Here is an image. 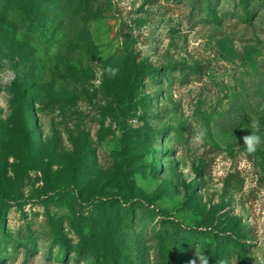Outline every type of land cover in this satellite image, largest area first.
I'll return each mask as SVG.
<instances>
[{"label": "rangeland", "instance_id": "1", "mask_svg": "<svg viewBox=\"0 0 264 264\" xmlns=\"http://www.w3.org/2000/svg\"><path fill=\"white\" fill-rule=\"evenodd\" d=\"M243 12L0 0V72L17 73L0 86V235L17 247L0 264H264V147L246 156L235 119L264 107V10Z\"/></svg>", "mask_w": 264, "mask_h": 264}, {"label": "clouds", "instance_id": "2", "mask_svg": "<svg viewBox=\"0 0 264 264\" xmlns=\"http://www.w3.org/2000/svg\"><path fill=\"white\" fill-rule=\"evenodd\" d=\"M5 68L0 72V86L9 88L17 79V73L10 65V61L5 58L3 61ZM110 78H114L119 73L118 67L108 66L104 70ZM7 103L6 93L0 92V106H4ZM250 129V134L244 135L242 139V144L244 148V154L246 156H254L255 153L264 147V134H262V129L264 125L261 124L259 119H251V123L248 125ZM206 135L205 132H199L196 134L194 139L197 142H201ZM190 264H210V257L205 255V253L195 254V257L190 261ZM217 264H225V261L219 260Z\"/></svg>", "mask_w": 264, "mask_h": 264}, {"label": "trees", "instance_id": "3", "mask_svg": "<svg viewBox=\"0 0 264 264\" xmlns=\"http://www.w3.org/2000/svg\"><path fill=\"white\" fill-rule=\"evenodd\" d=\"M238 2L245 8V12H243L242 14L237 13L236 17H238L239 20H244V22H247V23L249 21H251L253 15H255L257 10H259V9L264 10V1H260L259 3H257L255 5V7L253 8V10H249V0H238ZM208 16H209V19H211V21L218 22V21L222 20V19H220V20L217 19V17L213 16V14H211V13H209ZM153 75H154V72L149 70L148 71L147 80L149 78H152ZM244 107H245V109H247L246 106H244ZM235 119H237L239 124L251 122V119H259L261 124H262V123H264V107L262 109H260V110L259 109H253V108L250 107V110L247 113H245V114L239 112ZM159 135H161V131L160 132H154L151 136L156 138ZM128 202H129V200H128ZM125 206L126 207L130 206V204L127 203V204H125ZM130 208H131V206H130ZM133 211L134 210L131 208L130 209V214H131L132 217L134 215ZM0 227H1V225H0ZM199 235L202 238L211 239L212 243H214L216 245V248H218V246H219L218 241L219 240H218V238H215V237L212 236V232L210 230H200L199 231ZM0 242H1L2 246H4V244L6 245V247L4 246V248H0V254H5V249L11 248V247L14 246L13 245L14 242L11 239L7 238L5 235H0ZM209 243L210 242L206 243V247L209 246ZM26 247L27 248H31L32 247V243H31L30 239L27 240ZM60 249H61V251H63V250L66 251L65 245L63 243L60 244ZM16 250H17V247L14 246V251H16ZM85 255L87 256L86 261H88V262L92 261V257L93 256H91L90 253L86 252Z\"/></svg>", "mask_w": 264, "mask_h": 264}]
</instances>
